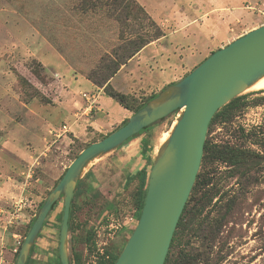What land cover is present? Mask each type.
I'll return each instance as SVG.
<instances>
[{"label":"rangeland","instance_id":"obj_1","mask_svg":"<svg viewBox=\"0 0 264 264\" xmlns=\"http://www.w3.org/2000/svg\"><path fill=\"white\" fill-rule=\"evenodd\" d=\"M108 1L0 0V264H14L38 205L71 161L114 130L94 128L83 119L121 124L125 109L104 93L105 85L98 87L88 78L98 79L108 66L124 62L109 84L134 107L264 25V0H128L126 8L127 0ZM163 37L168 47L142 53ZM62 89L80 103L81 93L96 96L91 112L81 104L76 109L86 112L79 115L85 126L77 137L72 131L79 123L58 116ZM229 103L212 118L205 142L243 155L235 164L217 154L201 161L168 264H264V92L242 93ZM179 113L136 136L148 142L145 156L133 150L134 144L84 171L68 231L72 264H107L111 255L121 253L138 221L131 199L135 183L123 188L125 177L140 156L149 158L150 170L158 138L170 133ZM61 125L71 131L66 126L68 132H60ZM19 200L25 203L20 209ZM61 210L59 201L28 264H60Z\"/></svg>","mask_w":264,"mask_h":264},{"label":"water","instance_id":"obj_2","mask_svg":"<svg viewBox=\"0 0 264 264\" xmlns=\"http://www.w3.org/2000/svg\"><path fill=\"white\" fill-rule=\"evenodd\" d=\"M263 76L264 25L213 52L188 75L164 88L133 113L123 126L81 150L44 199L18 250L15 264H26L52 206L59 201L62 202V219L58 257L60 264H69V211L84 171L94 161L139 136L143 129L180 112L168 139L154 156L140 217L114 263L164 264L200 168L213 116Z\"/></svg>","mask_w":264,"mask_h":264},{"label":"trees","instance_id":"obj_3","mask_svg":"<svg viewBox=\"0 0 264 264\" xmlns=\"http://www.w3.org/2000/svg\"><path fill=\"white\" fill-rule=\"evenodd\" d=\"M115 2L116 0H109L108 1V4L110 5H115ZM129 5V1L127 0V4L123 6V8H126L128 7ZM161 36V35H160ZM150 42L147 41V42H141L139 44V46L137 47V49L132 52L128 57V59H130L134 54L135 52H137L138 50H140L141 48H143L144 46H146L147 44H149ZM124 64V62H121L119 64H115L113 66H108L105 67L107 68V73H102L99 78L97 79L96 77H91V78H88V80L90 82H92L94 85L100 87V86H103L105 85L103 91L104 93H106L108 96H110L112 99H114L120 106H122L123 108L127 109L128 111L132 112V113H135L136 111H138L139 109H141L148 101L152 100L153 98H155L157 95L156 94H152L150 95L149 97H147V99H145L143 102L137 104L136 106H128L127 102H126V99H127V96L117 92L116 90H114L111 85L109 84V80L117 73V71L119 70V67L120 65ZM173 84V83H172ZM230 104V103H229ZM174 115L177 114V112L173 113ZM217 114H218V111L215 113V115L213 116V120L217 117ZM165 119H163L161 122H163ZM127 120L123 121L122 124L119 126H123L125 123H126ZM212 121L210 122L209 125H211ZM156 126V125H154ZM154 126H150V127H147L145 129H143L141 132L143 131H146L148 132L151 128H153ZM119 127L115 128L113 131H115L116 129H118ZM112 131V132H113ZM110 132V133H112ZM140 132V133H141ZM145 132V133H146ZM110 133H108L107 135H109ZM107 135L105 136H101L100 137V140L103 139L104 137H106ZM136 137H133L131 139H129L128 141H126L125 143L129 142L130 140L134 139ZM144 144L142 146V149H141V154L142 156H145L146 153L148 152V142L147 141H143ZM90 144H88L87 146H89ZM86 146V147H87ZM203 152H204V155H203V160H205V158L209 155V154H217L220 156V158L222 160H225L231 164H235L239 161V158L243 155L242 151L240 150H216V149H213V148H209V145L207 142L204 143V146H203ZM77 157V156H76ZM146 161L147 162H150L149 158H146ZM65 172V171H64ZM64 174V173H63ZM62 174V175H63ZM62 175L60 176L59 180L61 179ZM147 178H148V174L145 170H142L138 173H136L134 176H131V175H127L125 177V182L123 184V188H127L128 185L131 183V181H133L134 179L137 180V185L135 186L134 190L131 192V199H132V202H133V206L135 207V209L137 210V220L139 219L140 217V214H141V210H142V207H143V204H144V198H145V194H146V187H147ZM58 180V181H59ZM58 183V182H57ZM57 183L55 184V186L57 185ZM54 186V187H55ZM74 199H75V194L73 195V199H72V202H71V205H70V211H69V220H68V230L70 231L71 228H72V222H73V219H74V214H75V205H74ZM44 201L40 202V204L38 205V210L41 208L42 204H43ZM58 203H55L52 208H51V212L50 214L55 210V208L57 207ZM186 209V204H185V207L183 209V212L182 214L184 213ZM49 214V215H50ZM182 214L180 216V219L178 221V224H177V227L173 233V238L171 240V243H170V247H169V250H168V253H167V256H166V259L164 261V264H168V261H169V254H170V250L172 248V245H173V239L175 237V234H176V230L177 228L180 226L181 224V218H182ZM48 215V217H49ZM48 217L47 219L45 220L44 222V225L43 227L45 226V224L47 223V220H48ZM59 220V229H60V224H61V219H62V210L61 212L59 213V216L57 218ZM35 220V217L32 218V220L30 221L29 225H28V229H30L33 221ZM29 231V230H28ZM90 234V233H89ZM39 237V236H38ZM87 238V237H86ZM90 240L88 239V242ZM21 246V245H20ZM19 246V248H20ZM19 250V249H18ZM32 253H33V247L31 248L30 250V254H29V257L27 259V262L26 264H28L30 262V259H31V256H32ZM108 254H110L109 252H107ZM17 254H18V251L16 253V258H17ZM120 255V252L117 254V255H111L110 257V260L107 262V264H114L117 260V258L119 257ZM16 260V259H15ZM73 260H75V262L79 263L80 262V259L78 257V255H74V258ZM15 264V262H14ZM69 264H72V260L69 258ZM101 264H104L101 263Z\"/></svg>","mask_w":264,"mask_h":264},{"label":"crops","instance_id":"obj_4","mask_svg":"<svg viewBox=\"0 0 264 264\" xmlns=\"http://www.w3.org/2000/svg\"><path fill=\"white\" fill-rule=\"evenodd\" d=\"M167 38L166 37H163V39L161 40H158L156 42H153L149 45H147L143 50H142V53L149 49V48H153L155 49L154 52L156 51V49L161 46L162 44L165 45V47H168V42L166 41ZM153 52V53H154ZM87 81V80H86ZM89 82V81H88ZM90 83V82H89ZM90 85L94 88H97L95 87L92 83H90ZM99 89V88H98ZM100 91H102V89H99ZM82 105L83 106V102L80 103L77 99L74 98V96H72L70 94V92H68L67 90H64L62 89V91L59 93L58 95V116L59 117H67L69 115V117L72 118L73 122H72V125H76L78 124V129L72 131V132H75L73 133L74 134V137H77L78 134H80L83 130H82V126H85V124H82L78 121V118H79V115L83 116L85 113L84 112H78L76 113V109L80 110V106L79 105ZM81 106V107H82ZM125 109V108H124ZM98 107L96 106V108L94 109V112L95 114L97 115L98 114ZM133 113L128 111L127 109H125V114L120 118V120L118 122H122L127 120ZM95 121V124H93V122ZM83 122L86 123V125H90V126H95L94 128H102V127H109V126H114V129L119 127L121 124H119L118 126H116V124H113V123H110V122H103L101 120H90V119H87V118H84L83 119ZM67 126V125H66ZM69 128V130L71 131V126H67ZM113 130H111L110 132H112ZM108 132V133H110ZM61 136V135H60ZM59 136V137H60ZM134 141V142H133ZM144 141V139L140 138V137H137V138H134V140H130L129 142L125 143L123 146H121L120 148L116 149L115 151L111 152L110 154L113 155V154H116L117 152L123 150V151H128V149L130 148L131 145H136V148H133L134 151H136V149L138 148L141 152V149H142V145L140 147V144H142ZM134 145V146H135ZM139 154V152H138ZM109 155V154H108ZM110 155V156H111ZM140 156V155H139ZM114 162L116 159H113ZM112 160V161H113ZM148 163L146 161V159L142 156H140V158L137 159L133 169L130 171V174L131 176H134L136 173L142 171V170H145L148 174L149 172V168H148ZM125 182V181H124ZM123 182V184H124ZM132 183H135L134 184V188L135 186L137 185V180L134 179L133 181H131V183L128 185L130 186ZM136 223V222H135Z\"/></svg>","mask_w":264,"mask_h":264},{"label":"bare ground","instance_id":"obj_5","mask_svg":"<svg viewBox=\"0 0 264 264\" xmlns=\"http://www.w3.org/2000/svg\"><path fill=\"white\" fill-rule=\"evenodd\" d=\"M264 92V76L248 87L244 93H258ZM176 116V115H175ZM176 122H173L172 128L174 127ZM169 137V133H162L158 138L159 146L162 145ZM158 146V148H159ZM158 148L156 150H158Z\"/></svg>","mask_w":264,"mask_h":264},{"label":"built area","instance_id":"obj_6","mask_svg":"<svg viewBox=\"0 0 264 264\" xmlns=\"http://www.w3.org/2000/svg\"><path fill=\"white\" fill-rule=\"evenodd\" d=\"M96 96L94 94L92 95H88L87 93H81V99L84 102V106H82L84 108V110L86 112H91L94 108V104H95V98ZM62 133H66L68 132V129L66 127V125H61V131ZM25 203L22 200H19V202L17 203V206L19 207V209L24 206Z\"/></svg>","mask_w":264,"mask_h":264}]
</instances>
